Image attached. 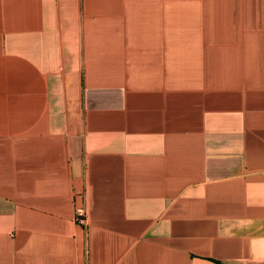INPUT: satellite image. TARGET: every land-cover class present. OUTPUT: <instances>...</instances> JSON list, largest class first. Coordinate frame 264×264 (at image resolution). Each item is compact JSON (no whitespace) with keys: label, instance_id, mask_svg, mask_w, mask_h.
I'll return each instance as SVG.
<instances>
[{"label":"crops","instance_id":"crops-1","mask_svg":"<svg viewBox=\"0 0 264 264\" xmlns=\"http://www.w3.org/2000/svg\"><path fill=\"white\" fill-rule=\"evenodd\" d=\"M0 264H264V0H0Z\"/></svg>","mask_w":264,"mask_h":264},{"label":"built area","instance_id":"built-area-1","mask_svg":"<svg viewBox=\"0 0 264 264\" xmlns=\"http://www.w3.org/2000/svg\"><path fill=\"white\" fill-rule=\"evenodd\" d=\"M73 216L78 223L84 222V210L81 207L74 208Z\"/></svg>","mask_w":264,"mask_h":264}]
</instances>
